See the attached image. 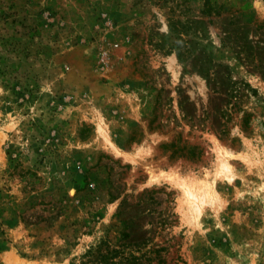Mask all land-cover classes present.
<instances>
[{"label":"rangeland","instance_id":"obj_1","mask_svg":"<svg viewBox=\"0 0 264 264\" xmlns=\"http://www.w3.org/2000/svg\"><path fill=\"white\" fill-rule=\"evenodd\" d=\"M99 241L264 264V0H0V264Z\"/></svg>","mask_w":264,"mask_h":264},{"label":"trees","instance_id":"obj_2","mask_svg":"<svg viewBox=\"0 0 264 264\" xmlns=\"http://www.w3.org/2000/svg\"><path fill=\"white\" fill-rule=\"evenodd\" d=\"M127 237L128 234L124 232L121 239L125 240ZM142 244L123 241L110 247L106 241H99L79 255L78 264H145L147 258L140 250Z\"/></svg>","mask_w":264,"mask_h":264}]
</instances>
